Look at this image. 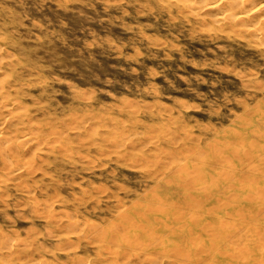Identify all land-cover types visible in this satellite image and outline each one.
Listing matches in <instances>:
<instances>
[{
	"label": "rangeland",
	"instance_id": "obj_1",
	"mask_svg": "<svg viewBox=\"0 0 264 264\" xmlns=\"http://www.w3.org/2000/svg\"><path fill=\"white\" fill-rule=\"evenodd\" d=\"M184 2L0 0L19 101L48 133L21 154V183L0 182V236L33 259L165 264L146 246L189 233L181 254L219 244L225 261L264 264V44ZM239 139L234 181L215 154Z\"/></svg>",
	"mask_w": 264,
	"mask_h": 264
},
{
	"label": "bare ground",
	"instance_id": "obj_2",
	"mask_svg": "<svg viewBox=\"0 0 264 264\" xmlns=\"http://www.w3.org/2000/svg\"><path fill=\"white\" fill-rule=\"evenodd\" d=\"M186 1H187V3H185V2L184 3H185V5L187 6V9L190 12H196L195 14L200 13L202 11L203 12L204 11H210L211 14L215 13L216 15L214 17V21L216 23H218V24H224V23L226 24V22H230V24H231V22L235 23V24L237 23V24H239L240 27H244L242 29H238L237 28V31L239 33H241L240 37H242L243 39H246L247 35L252 36V37L254 36L256 38L255 40L259 43V45H263L264 44V0H186ZM227 9H228V12H227ZM6 11L12 13L10 11V7L9 6L6 9L5 8H2V9L0 8V182L4 181V178H5L4 175H6V177H8L9 180L17 182V180L22 177L21 176L22 173H20V172L22 170L26 169L29 166L30 163L32 164V162L23 161L22 157L24 156V154H23V156H21V154L23 152L28 151V149L29 150L31 149V150L34 151L36 149V147H35V149H32L31 146L33 147L35 145V143H37V141L40 143V142H42V140H46L48 133L44 129H41L40 125H38L39 127H36L35 125H30L31 118H30V115L28 113L29 110L26 108V106H23L21 101H19V97H21V95L25 92L24 84H22L20 82V80L18 81V80H16V78H13V76L10 75V72H13V71L17 72V70H18L17 69V67H18L17 65L20 64V61H17L16 59L13 58L14 55H15L14 54L15 52L11 51L12 48H16L14 46V44H12L13 35H12V33H10V29H9L10 27L11 28L14 27V23L11 20H8V19H6L5 23H2V21H1L2 17L5 16ZM18 72L20 73V71H18ZM14 122H16V123H14ZM9 125H10V127L11 126L20 125L21 129L19 130V128H16V127H11V128L8 129ZM68 138L69 137H67L66 139H68ZM235 141H236V139H235ZM241 142H242V140L239 139L238 143H236L233 146V152L232 153H230V150L228 149L229 145L228 146L224 145V146L218 148V150H217V152L215 154L216 157L219 156L218 159H221L220 161H222V162H224L225 159L228 160L227 164L223 163V164H225V165H223L224 167L222 166V162H221L220 169L223 170V168H225V171H227V174H228L227 176L231 180H234V181L237 180L239 178V176H238V174L236 172H234V168L232 167V165L234 164L235 161H239L240 159H242L241 157H239V156H237L235 154H239V152H243L242 150L245 148L244 144L241 143ZM30 151H29V153L27 152V154H30L31 153ZM243 153H245V152H243ZM196 155H194V158H196ZM259 159H262V158H259ZM241 162H243V161H241ZM259 162H261V161H259ZM208 165H209L211 171L218 170L215 167L216 166V161H213L212 163H209ZM31 169H32V165H31ZM31 169H30V171H31ZM36 169H37V167H36ZM225 171H224V173H225ZM246 174H244V176H246ZM191 178H193V177H190V179ZM191 180H193V179H191ZM18 183L20 184L21 182H19V180H18ZM190 185H191V183H190ZM26 187H28V186H26ZM263 190H264V188H263ZM263 190H261V191L264 192ZM262 195H264V193ZM45 200H46V198H45ZM41 205H42V203H41ZM49 206H51V205L49 204ZM157 206H159V205H157ZM187 206H189V205H187ZM43 207H44V205H43ZM239 207H241V206H239ZM154 209H157V208H154ZM70 215L71 214H69V216ZM72 218H74V217H72ZM246 218L244 217L246 222H249V219L248 218L246 219ZM75 222H77V221L75 220ZM197 223H198V220H196L195 224L197 225ZM235 224L236 223H234V225ZM234 225L232 224L231 227L237 229V227H236L237 224L235 225V227H234ZM76 228H77V226L75 227V229ZM93 228L95 229V227H93ZM236 229H235V231H236ZM190 232H191V229H190ZM122 233L124 234V232H122ZM263 233H264V230H263ZM9 234L10 233H7V235L4 234V235L0 236V264H49L50 263V262H47V260H45V259H42V260L38 259L39 257H36L38 260L35 259V257H34V259H35L34 260L32 255H31L32 257L29 256V254H31L32 252L27 250V248L29 249V247L27 246V243H24L21 239H20V241L19 240L15 241V238L13 239V236H11ZM166 234H168V232ZM188 236H189V233H184L182 235V238H180L181 240H177V241H175L173 243L171 242V238L170 237L168 238L166 236L165 237L161 236L162 238L160 240H156V242H154V244L152 243L150 245H147L146 248L150 249V248H154L155 247L156 249H158L164 255L165 264H233L230 261H225V259H221L219 257V254H222V253H220V250H222L224 248V247H222L223 245L219 246V244H216L214 246L212 245L211 247H207V248L204 247V248H200V249H194V252L192 253V255H189L190 253L188 254V256L184 255V254H181V252H180L181 249L183 247H186V245L190 244L189 240H188ZM197 236L199 237V235H197ZM125 237H126V235H125ZM240 237H241V235L239 236V238ZM260 239H262V238H260ZM112 240H113V238H112ZM232 240H230V241H232ZM238 241L239 240H237L236 242L238 243ZM241 241L243 243L245 242L244 240H241ZM263 241L260 240V243L263 242ZM68 242H70V241H68ZM233 242H234V240H233ZM258 242H256V240H255V244L256 243L258 244ZM255 244H253V245H255ZM136 245L138 246L137 243H136ZM137 246H135V247L133 246L135 248V250H137V248H136ZM198 246H200V245H198ZM142 247H143V244H142ZM241 247H242V249H244L243 246H241ZM246 247H247V245H246ZM146 248H144V249H146ZM139 249H140V247H139ZM211 249H214L215 251L214 252H210L209 251V252H207L205 254H202L203 250L205 252L206 250H211ZM245 249H247V248H245ZM141 250H142V248H141ZM249 250H251V249H249ZM240 253H237V254L242 256V253L241 254ZM136 255L137 256L134 255L136 258H139L138 255H141L140 257H142L141 253L140 254H136ZM251 255H252L251 253L250 254L247 253V254H245V256L243 255L244 256V260L250 259ZM23 256L24 257L29 256L30 259L26 260L25 262H21V261L19 262L17 259L21 258ZM144 256L146 257V255H144ZM225 256H227V255H225ZM135 257H132L133 258L132 260H134ZM160 258H161V256H160ZM26 259H28V258H26ZM149 260H150V258L148 259V261ZM150 261H152V260H150ZM76 262H77V260H76ZM159 262H162V261L160 260ZM127 263H128V261H127ZM142 263H143V261H142ZM148 263H150V262H148ZM154 264H156V263H154Z\"/></svg>",
	"mask_w": 264,
	"mask_h": 264
}]
</instances>
